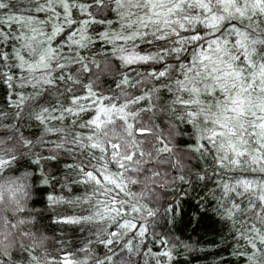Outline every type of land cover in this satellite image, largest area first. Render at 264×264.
Returning a JSON list of instances; mask_svg holds the SVG:
<instances>
[{
	"label": "snow or ice",
	"instance_id": "snow-or-ice-1",
	"mask_svg": "<svg viewBox=\"0 0 264 264\" xmlns=\"http://www.w3.org/2000/svg\"><path fill=\"white\" fill-rule=\"evenodd\" d=\"M0 92V175L67 157L91 188L85 258L47 264H168L178 197L264 264V0H0Z\"/></svg>",
	"mask_w": 264,
	"mask_h": 264
},
{
	"label": "trees",
	"instance_id": "trees-1",
	"mask_svg": "<svg viewBox=\"0 0 264 264\" xmlns=\"http://www.w3.org/2000/svg\"><path fill=\"white\" fill-rule=\"evenodd\" d=\"M2 95V92H0ZM87 118V117H86ZM27 124L28 122L25 121ZM42 129L38 128L34 123L31 127L24 129L25 135L32 138L38 137ZM55 137H53L54 139ZM187 139V137H184ZM47 155V151L44 152ZM73 163L71 158L61 159L59 163H51L45 168V175L51 172L55 180L49 178L47 184L43 183L44 176L41 175V169L38 166L28 168L33 173L32 183L34 187V199L31 201L30 209L33 216L24 213V216L31 217L35 220L32 225V219L28 221V225L36 230H42L49 237L48 259L61 260L64 255L71 253L77 259H84V254L80 250L87 245L89 231L87 227L82 230L81 225L68 223L69 219L86 215L81 205L75 203L77 197H82L85 192H91V188H86L83 184L72 183L71 180H65L67 169L66 164ZM24 167L16 172H6L3 175L18 174ZM0 175V176H3ZM72 179L78 180L79 177L73 176ZM67 186H64V185ZM63 186V187H62ZM212 187V185H209ZM205 193L200 192V196ZM57 197L56 202L48 200V196ZM196 196V193H192ZM183 196V193H181ZM168 199L173 198L171 190H168ZM197 199L179 197V207L175 215L173 224L168 225L173 238H178L179 243L173 250L172 260L168 264H246V258L234 255L235 249L243 250L244 242H237L234 230L231 229L230 223L225 224L217 217L213 208L215 201L207 204V211H204L198 205ZM15 219V216L12 217ZM15 226V224H13ZM12 225V226H13ZM27 231V228L25 229ZM160 231V229H157ZM150 239V238H149ZM147 246L144 251L151 249L152 253L164 251L159 244L146 242ZM184 245H189L186 249ZM93 251H96L93 249ZM104 251L103 248L99 252ZM97 252V254H99ZM14 259L18 264H28L30 259L26 250H19L14 253ZM167 260V258H164ZM148 260L150 264L155 261L148 256L140 257V264Z\"/></svg>",
	"mask_w": 264,
	"mask_h": 264
},
{
	"label": "clouds",
	"instance_id": "clouds-1",
	"mask_svg": "<svg viewBox=\"0 0 264 264\" xmlns=\"http://www.w3.org/2000/svg\"><path fill=\"white\" fill-rule=\"evenodd\" d=\"M25 172L30 170L22 169L18 174L0 176V264H18L13 254L22 248L31 250L36 257L35 261L29 259L28 264H47L49 260V237L42 230L29 226L28 221L32 218L23 215L34 199L32 177Z\"/></svg>",
	"mask_w": 264,
	"mask_h": 264
}]
</instances>
